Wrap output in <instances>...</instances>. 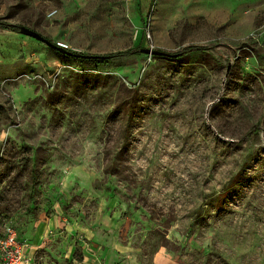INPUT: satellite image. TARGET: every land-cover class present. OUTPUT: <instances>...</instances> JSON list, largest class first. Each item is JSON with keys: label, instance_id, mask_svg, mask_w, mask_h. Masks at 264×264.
I'll list each match as a JSON object with an SVG mask.
<instances>
[{"label": "rangeland", "instance_id": "374dc122", "mask_svg": "<svg viewBox=\"0 0 264 264\" xmlns=\"http://www.w3.org/2000/svg\"><path fill=\"white\" fill-rule=\"evenodd\" d=\"M157 6L0 0V21L73 52H140L99 64L0 27V235L43 240L34 264H264L256 33Z\"/></svg>", "mask_w": 264, "mask_h": 264}, {"label": "crops", "instance_id": "0c3cea01", "mask_svg": "<svg viewBox=\"0 0 264 264\" xmlns=\"http://www.w3.org/2000/svg\"><path fill=\"white\" fill-rule=\"evenodd\" d=\"M124 1L130 14L134 17L147 15L152 6V0ZM162 2H165L167 7L164 12V18H192L191 21L204 18L205 21L210 23V26L221 27L225 24L230 25L229 29L232 33L236 30H239L241 33L244 32L243 36H250L252 32L256 33L253 37L259 43L261 55L260 57L255 55L254 59H257L256 62L259 66L264 65V24L257 25L256 22L257 18H264V0H157L156 15ZM249 29L250 31H248ZM254 59L251 60L254 62ZM60 222L63 223V220L59 217V214L54 215L52 218L47 217L46 219L41 216L34 221L33 228L36 229V234L39 236L46 233L52 227H59ZM99 227H101L100 222L96 223L94 229L86 227L95 236L93 243L96 245L97 242H102L100 240ZM20 238L32 240L35 255L39 245L43 243V240L38 239V237ZM104 248L108 249L106 246Z\"/></svg>", "mask_w": 264, "mask_h": 264}, {"label": "built area", "instance_id": "2783aa9c", "mask_svg": "<svg viewBox=\"0 0 264 264\" xmlns=\"http://www.w3.org/2000/svg\"><path fill=\"white\" fill-rule=\"evenodd\" d=\"M58 45L68 49L63 43ZM33 246L32 240L21 239L16 230L9 227L5 234L0 235V264H34Z\"/></svg>", "mask_w": 264, "mask_h": 264}, {"label": "water", "instance_id": "95a60500", "mask_svg": "<svg viewBox=\"0 0 264 264\" xmlns=\"http://www.w3.org/2000/svg\"><path fill=\"white\" fill-rule=\"evenodd\" d=\"M20 33L27 35V36H30V37H33L35 39H38V40L46 43L50 47H52V48H54V49H56L62 53H65V54L76 55L79 57H89V58L101 56V55H88V54H83V53H76V52H73V51L68 50L66 48H63V47L59 46L58 44L51 42L48 38H46L44 35H42L38 31L31 29L29 27H26V26L20 27ZM140 50L142 53L151 54V55H155V56H168V57L173 58V57H178L180 55V54H173V53H169V52H165V51L153 49V48H141Z\"/></svg>", "mask_w": 264, "mask_h": 264}, {"label": "trees", "instance_id": "16d2710c", "mask_svg": "<svg viewBox=\"0 0 264 264\" xmlns=\"http://www.w3.org/2000/svg\"><path fill=\"white\" fill-rule=\"evenodd\" d=\"M0 27L3 28V29H9V30L14 31V32H20V28L16 24H6V23L0 21ZM207 49L208 48L204 47V46L193 45V46L187 47L185 49V53L195 52V51H205ZM63 54L66 57L71 58V59H79V56H76V55H69V54H65V53H63ZM135 54H140V52L138 50L137 51L126 50V51H123V52H120V53H111V54L101 55L102 57L101 56H97V57H93V58H89V57H83V58L91 60L94 63L101 64V63H106L107 61H109L110 59L115 58V57L127 56V55H135Z\"/></svg>", "mask_w": 264, "mask_h": 264}]
</instances>
